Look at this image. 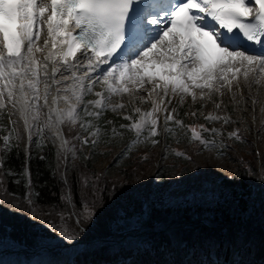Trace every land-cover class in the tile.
I'll list each match as a JSON object with an SVG mask.
<instances>
[{
  "label": "snow or ice",
  "instance_id": "snow-or-ice-1",
  "mask_svg": "<svg viewBox=\"0 0 264 264\" xmlns=\"http://www.w3.org/2000/svg\"><path fill=\"white\" fill-rule=\"evenodd\" d=\"M130 36L137 43L129 44ZM243 43L259 51L249 52L241 46ZM121 53L124 55L117 61ZM80 68L85 69L84 75L77 74ZM241 76L245 82L251 76L257 85L264 80V0H0V115L11 120L13 112H18L23 118L29 146L35 143L38 150L45 147L40 143L45 138L44 128L56 126L55 135L64 150L59 156L64 161L68 152L73 159L78 157L74 147H66L68 141L60 126L76 124L82 119L81 112L99 121L109 110L125 109L132 104L131 100L128 105L112 101L113 96L124 95L152 104L147 112L132 108L135 115L124 116L131 123L119 125L120 129L135 133L136 139L131 141L129 149L141 142L152 145L159 142L152 138L159 134L158 114L164 112V131L172 134L169 122H174L185 134L191 132L189 143L198 142L199 150L216 149L219 155H224L228 145L221 130L200 125L198 131L191 125L185 126L173 115L176 108L168 110L165 98L171 91L174 96L180 95L181 102L184 96L195 101V89H200V100L205 96L211 99L214 93L224 95L222 89L231 91L233 82L239 86ZM97 83L103 89L94 92ZM145 84L152 85L147 96H137ZM90 94L97 99L86 100ZM50 95L53 107L49 108L44 127H37ZM61 101L69 107L59 108ZM191 115L195 117L196 113ZM204 119L209 123L237 122L212 114ZM107 125H112L113 136L123 135L113 121H106L102 128L99 123L87 120L80 127L95 139L89 142L81 133L74 139L81 140V147L90 143L95 149L107 136ZM202 132L209 136H202ZM232 138L241 140L239 130L228 133V139ZM9 140V136H3L2 144L8 146ZM25 151L30 160V147ZM173 151L176 157L191 160L185 153ZM90 155L82 158L87 160ZM49 167L62 189L59 201L48 205L51 211L43 215L55 214L61 221L75 222L94 216L101 176L78 173L73 180L66 163L63 168L59 163ZM5 176L13 177L11 183L24 188L22 196L4 185ZM40 195L30 166L17 173L5 168L4 160L0 159V198L11 196L35 212ZM51 230L56 231L55 226ZM59 235L68 242L74 239L63 230Z\"/></svg>",
  "mask_w": 264,
  "mask_h": 264
},
{
  "label": "trees",
  "instance_id": "trees-1",
  "mask_svg": "<svg viewBox=\"0 0 264 264\" xmlns=\"http://www.w3.org/2000/svg\"><path fill=\"white\" fill-rule=\"evenodd\" d=\"M106 116L107 112L97 121L81 112L82 119L78 120L68 136L75 137L77 133H81L91 142L95 137L85 132L80 124L92 120L93 124L99 123L103 128L107 121ZM5 118L6 116L0 115V146H2L0 159L4 160L5 168L17 173H22L26 165L30 166L37 190L41 194L33 221L31 220L33 211L25 202L15 200L11 196L0 198V243L6 240L26 250L21 253L23 256L30 257L29 251L56 238L59 229L64 227L65 231L84 241L81 250L76 252L73 258V264H172L173 260L179 263L174 257L177 251L171 245L172 237L180 241L178 256L186 264H264V150L260 153L259 172H256L249 137L243 134L239 127L237 130L241 140L228 139V133L233 131H227L222 123L214 126L202 118L193 117L188 112L184 115V111L179 110L177 119L183 122L186 120L185 126L191 125L198 131L200 125L221 130L228 145L226 149L234 147L242 155L236 157L225 150L224 155L231 159L236 167L233 172L219 177L206 165L192 168L191 160L186 161L182 157L175 156L173 150L183 152L192 159L194 153L204 151L198 149V142L189 143L188 136L181 139L180 135L177 137L165 131V145L171 153L170 163L162 167L161 176L157 177L160 188L149 193L150 198L146 200V204H144L146 194L143 192L146 177L141 172L144 171L149 156L154 154L153 146H145L135 156L128 154L129 160L119 169L118 177L113 178L104 171H97L93 162L110 157L108 167H111L121 158L118 153L113 156L117 149V138L122 140L119 148L122 154L130 144L133 134L118 128V124L114 122L117 130L123 135L113 136L111 126L107 125L108 134L95 149L90 143L81 147V140L74 139L78 158L72 161L68 156L67 160L63 161L64 164L59 162L60 167L63 168L66 163L71 169L69 176L73 180L78 173L101 176L100 192L93 205L95 215L90 219L81 218L79 222H75L73 219L61 221L55 214L53 217L43 215L51 211L48 205L59 201L62 189L61 183L53 177L49 167L50 164L54 168L57 161L53 159V149L45 130L43 132L45 138L40 140L45 146L44 149H36L33 143L30 146L29 160L28 155L27 157L23 155L18 136L10 124L5 122ZM111 120L114 121L116 118L111 117ZM37 127H44V124L37 123ZM201 134L204 137L209 136L208 133ZM3 136L10 137L8 146L2 144ZM35 139L34 132V142ZM216 139L219 141L220 137L217 136ZM261 142L264 149L263 138ZM90 153L89 159L82 158L89 156ZM40 157L48 159L41 160ZM13 179L5 176L4 185L10 191L22 196L24 188L11 183ZM193 182L207 188V204L185 197L172 207L165 205L164 194L169 188L172 186L188 188ZM73 190L76 191L75 184ZM118 213L127 220L136 218L137 227L134 230L121 229L116 224ZM49 220L51 224L48 223ZM173 222H179L177 233L156 232L144 236L132 248L112 249L113 244L110 240L115 237L139 229L162 230ZM224 225L228 226L224 227ZM53 226L56 231L51 230ZM254 233H260L262 236ZM90 240H93L92 244L88 242ZM58 252L53 250L50 254ZM208 253L213 255L212 261H208ZM35 264L41 263L37 260Z\"/></svg>",
  "mask_w": 264,
  "mask_h": 264
},
{
  "label": "rangeland",
  "instance_id": "rangeland-1",
  "mask_svg": "<svg viewBox=\"0 0 264 264\" xmlns=\"http://www.w3.org/2000/svg\"><path fill=\"white\" fill-rule=\"evenodd\" d=\"M42 35V32H41ZM249 86H248V85ZM145 84V88L141 89L138 93V96H147V90H150L152 85ZM102 88L99 90L98 88ZM98 85L97 87H94L95 90L102 91L103 85ZM244 88V89H243ZM43 89V85L41 86V90ZM43 91V90H42ZM41 91V92H42ZM197 93V99L195 101L192 100L191 96H184L183 101L181 102L180 95H173L171 91H169L168 97L165 98V102L167 104V108L169 111H171L172 108H176L177 112L174 113V115H178L179 110H182L184 112L188 111L190 113L195 112L197 118H204L208 116L209 114L215 115V116H226L229 117L232 121H237L236 123H228L224 124L222 122V125L224 128L228 130L236 129L239 127L243 134L249 136V138L252 139L253 142L256 143V150L260 153L263 152V144L261 142V138L264 139V111L261 109L264 108V80L261 81L259 85L252 82L251 76L247 82H245L241 76L240 84L237 85L236 82H233L231 91L227 89H222L224 92V95H220L219 93H214L211 97V99H208L207 96H205L204 100H200V89H195ZM207 91V90H205ZM87 97L92 98V100L97 99V97L92 96L91 94ZM155 97V96H154ZM132 101V104L127 106L125 109L119 110L117 112L109 111L110 114H114L116 116H119L122 120L124 119V116L127 115H135L132 112V108L139 107L142 109V111L147 112L150 111L152 108L151 103H141L137 98L131 99L128 95H124L123 97H117L113 96L112 101L113 103H125L128 105L129 101ZM171 101V103H168V101ZM253 100L258 101V103L253 104ZM43 100L41 99L40 103H42ZM75 101H73L74 103ZM216 104H220V108H216ZM43 119L45 118L43 114V108L41 110ZM166 115V113H164ZM12 118H14V115L12 114ZM11 118V121L14 119ZM47 118V117H46ZM128 122V124L131 123V121L125 120ZM220 120H216L211 122L212 125L217 126L219 124ZM186 120H184L183 123H185ZM170 123V122H169ZM15 125V124H14ZM75 125L65 123L63 127L67 128H73ZM176 127V132H173L172 135H175L182 139V137L188 136L185 134L183 130H181L180 127ZM215 128V127H214ZM216 129V128H215ZM19 130V129H18ZM20 131V130H19ZM18 131V132H19ZM130 131V130H128ZM21 132V131H20ZM134 132V131H131ZM163 132V120L159 122L158 125V136H156V140L159 142L155 145H152L151 143H137L135 145H132V147L129 149V146L126 148L128 149L127 154H131L135 156L139 151L145 148V146H153L154 151L152 155L149 156V160L147 161V164L145 165L144 171L141 172L142 175L146 177L143 187V192L146 194V200L150 198L149 193L151 194L152 191L158 190L160 188L159 182L157 180V177L161 176L162 167L165 164L170 163V151L166 148L165 145V136L162 134ZM22 134V133H21ZM191 136V134H190ZM91 138V136H90ZM136 139V136L134 134L133 140ZM141 140H143V136L141 137ZM61 142V141H60ZM122 140L121 138H117V148L119 149L120 144ZM74 139L71 138L68 140L67 148L71 149L74 147ZM180 146V145H178ZM75 148V147H74ZM126 149H124L123 153H125ZM58 152L59 149H57ZM76 150V149H75ZM226 151L231 152L236 157H240L242 155L241 152L237 151L234 147H230L229 149H226ZM56 152V155H59V153ZM120 154V153H119ZM121 155V158L117 159V161L111 166L108 167L110 157L103 159V160H97L93 162V166L97 171H104L106 175H109L113 178L118 177L119 169L125 166L126 162L129 160V155ZM67 155L71 158L73 161V157L71 152H68ZM166 157V158H165ZM253 161L255 162V159L253 158ZM206 165L209 167L213 173L219 177H222L223 175L233 172L235 170V163L229 159L225 155H219L216 149L212 150H204L202 152H196L192 155L191 164L190 167L194 168L196 166H202ZM200 186L202 188H200ZM207 188L203 185H199L196 182H193L190 184L188 188L183 187H177L172 186L169 188L166 193L164 194V202L166 206H174L176 205L181 199L185 197L192 198L193 200H199L202 203L207 204ZM116 224L121 229L126 230H134L137 227V220L136 218L132 219H125L120 216L118 213V219L116 220ZM65 231V228L62 227L59 229L60 231ZM141 231L138 232H129L125 235H122L121 237H115V246L114 250L118 249L119 246H126L132 247L137 240L141 237ZM67 233V231H65ZM72 242H68L66 239H64L62 236L58 234V236L54 239H50L48 241L46 248L47 249H61L60 253L57 254L53 259L51 257L46 256L45 254H41V260L45 264H62L64 263L65 259L70 255V251L74 250H80V245L76 244L73 245V243L76 240L75 235ZM57 241L58 243H55ZM61 244H65V247H62ZM0 249L2 250H9L11 253H8L7 255H4L3 253H0V264H22V257H20L18 254H14L13 251L20 250L18 246H16L13 243H0ZM32 262V260H31ZM29 264V263H28Z\"/></svg>",
  "mask_w": 264,
  "mask_h": 264
},
{
  "label": "bare ground",
  "instance_id": "bare-ground-1",
  "mask_svg": "<svg viewBox=\"0 0 264 264\" xmlns=\"http://www.w3.org/2000/svg\"><path fill=\"white\" fill-rule=\"evenodd\" d=\"M43 36H44V33H43V31H42V35H41V38L43 39ZM79 55V54H78ZM84 73H85V69H83V68H80L79 70H78V72H77V74L78 75H84ZM97 73H92L91 75H93V76H95ZM57 78H59V76H57ZM71 81H68V83H70ZM98 84V83H97ZM248 85V84H247ZM42 86V85H41ZM40 86V87H41ZM95 86H96V84H95ZM132 85H129V87H131ZM148 86V85H147ZM150 86V85H149ZM249 86V85H248ZM244 89V88H243ZM43 90V89H42ZM41 90V91H42ZM52 95H55V92H53L52 93ZM137 96H138V94H137ZM129 98H131V99H135L136 97H130L129 96ZM51 100H52V96L50 95L49 97H48V101H49V103H48V105H46V106H44L43 107V113L44 114H46V117H47V113H48V111H49V108H51V107H53L52 106V104H51ZM59 108H61V109H67L69 106H68V104H65L63 101H61L60 103H59ZM13 115H14V121L16 122V127L21 131V133H22V136H23V138H25V135L27 136V132H26V129H25V127H24V124H23V118L20 116V114L18 113V112H13ZM51 128V133H52V135H53V138H54V141H55V143L56 144H58V143H61L60 141L61 140H59V139H57V136L55 135V133L57 132V127L56 126H52V127H50Z\"/></svg>",
  "mask_w": 264,
  "mask_h": 264
}]
</instances>
